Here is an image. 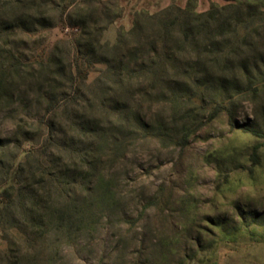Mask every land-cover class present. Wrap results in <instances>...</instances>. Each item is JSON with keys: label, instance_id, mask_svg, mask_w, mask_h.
<instances>
[{"label": "rangeland", "instance_id": "374dc122", "mask_svg": "<svg viewBox=\"0 0 264 264\" xmlns=\"http://www.w3.org/2000/svg\"><path fill=\"white\" fill-rule=\"evenodd\" d=\"M20 1L0 20L29 16L23 19L35 33L13 40L37 46L31 67L10 89V104L0 103V138L11 141L0 153V185L16 153L46 145L49 123L55 136L45 159L54 185L42 191V233L26 227L19 202L1 208L18 230L1 231L0 221V264H264V87L256 98L250 91L234 99L237 122L250 123L255 136L232 127L225 112L209 118L225 96L215 86L199 88L194 73L171 70L149 89L122 64V76L108 68L121 57L113 48L136 13L172 5L200 13L225 3ZM255 2L264 9V0ZM76 39L84 51L78 57L92 54L108 65L94 64L84 81L71 84L58 74L77 57ZM128 47L124 61L133 69L134 56L149 47ZM63 92L64 101L49 104ZM138 119L156 132L142 130ZM183 123L189 136L180 146Z\"/></svg>", "mask_w": 264, "mask_h": 264}, {"label": "trees", "instance_id": "16d2710c", "mask_svg": "<svg viewBox=\"0 0 264 264\" xmlns=\"http://www.w3.org/2000/svg\"><path fill=\"white\" fill-rule=\"evenodd\" d=\"M109 1L98 0V3L106 6L110 4ZM222 1L225 4H212L207 11L200 13L190 6L180 8L174 5L154 14L136 13L132 28L119 34L118 46L113 48L121 57L115 58L110 65L96 60L92 54L88 57H78L84 51L80 47V40L76 39L74 45L77 57L69 62L66 73L59 72L58 75H65L66 80L74 84L84 81L94 64L106 63V67L108 65V68L122 76L123 72L119 68L122 64L125 71L132 70L130 72L137 75V80H148V88L153 89L164 82L167 72L171 70L181 71L185 77L194 73L199 88L215 86L225 96V103L215 108L210 119L225 112L232 127L259 136V131L250 123L237 122L234 99L237 95L250 91L253 98H256L264 87V61L257 60V55H262L259 45L264 38V9L255 0ZM20 4V0H0V12L8 10L7 8L15 10ZM118 16L120 15L113 20ZM23 18L28 19L29 16L25 17L18 12L11 19L0 20V103L7 105L13 98L10 89L18 79L24 78L26 70L31 67L35 58L37 45L31 46L22 39L13 40L18 35L33 36L35 33V30L26 27ZM32 19L30 26L33 29L38 20L34 17ZM143 44L149 47L148 52L140 57L133 54L135 68L129 69L130 63H125L123 53L128 51L130 45L139 47ZM184 53L193 55L189 62L182 63L178 59ZM123 79L120 78L121 82ZM51 80H55L54 77ZM176 87V84L173 85V88ZM63 94L66 93L63 92L60 97H52L49 104L64 101ZM47 111H52L50 106ZM138 122L142 130L151 134L156 132L144 119H138ZM201 125L202 122L198 123L196 128ZM54 128V123L47 126L48 138L43 148L37 151H19L5 171L3 183L0 185V221H5L1 231L18 230L1 210L2 207L3 210L10 208L15 200L24 209L26 227L32 229L33 233L43 232L45 215L44 205L41 206L40 202H45L42 191L47 183L53 184L54 181V173L48 172L45 153L54 139ZM188 129L186 123L180 125V146L186 145ZM10 142L9 139L0 138V153L8 152Z\"/></svg>", "mask_w": 264, "mask_h": 264}, {"label": "crops", "instance_id": "0c3cea01", "mask_svg": "<svg viewBox=\"0 0 264 264\" xmlns=\"http://www.w3.org/2000/svg\"><path fill=\"white\" fill-rule=\"evenodd\" d=\"M214 2H216V3H218L219 2V0H213Z\"/></svg>", "mask_w": 264, "mask_h": 264}]
</instances>
